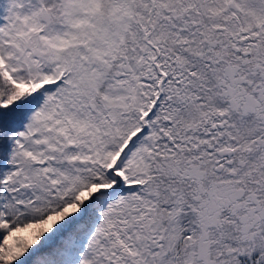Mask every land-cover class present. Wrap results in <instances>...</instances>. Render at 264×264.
Segmentation results:
<instances>
[{"label":"snow or ice","instance_id":"obj_1","mask_svg":"<svg viewBox=\"0 0 264 264\" xmlns=\"http://www.w3.org/2000/svg\"><path fill=\"white\" fill-rule=\"evenodd\" d=\"M0 264H264V0H0Z\"/></svg>","mask_w":264,"mask_h":264}]
</instances>
